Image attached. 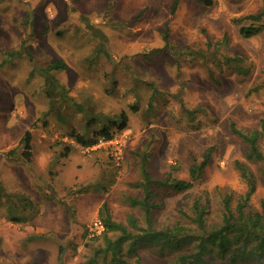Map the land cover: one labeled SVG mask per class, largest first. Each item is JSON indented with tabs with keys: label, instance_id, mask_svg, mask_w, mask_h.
<instances>
[{
	"label": "rangeland",
	"instance_id": "374dc122",
	"mask_svg": "<svg viewBox=\"0 0 264 264\" xmlns=\"http://www.w3.org/2000/svg\"><path fill=\"white\" fill-rule=\"evenodd\" d=\"M171 2L0 0V264H114L101 251L102 234L88 237L86 228L103 202L114 220L127 224L132 215L146 226L128 201L143 196L135 152L152 177L187 179L189 164L212 148L191 188H153L155 228H193L178 210L191 214L201 194L210 199L207 222H218L221 195L247 188L235 161L253 172L249 202L260 208L261 163L246 158L248 145L229 122L250 130L264 119V16L245 17L264 0H178L172 15ZM244 26L261 30L246 37ZM55 60L64 66L48 69ZM122 111L126 127L111 128L118 157L71 136L90 139ZM27 130L30 159L21 146L7 155ZM126 244L120 264H172L177 253L138 243L133 255Z\"/></svg>",
	"mask_w": 264,
	"mask_h": 264
},
{
	"label": "trees",
	"instance_id": "16d2710c",
	"mask_svg": "<svg viewBox=\"0 0 264 264\" xmlns=\"http://www.w3.org/2000/svg\"><path fill=\"white\" fill-rule=\"evenodd\" d=\"M205 4H210L211 0H199ZM178 5V0H172L170 14L172 15ZM264 16L263 8L255 14H248L245 17L251 19H261ZM261 30L260 26H244L241 32L249 37L257 34ZM169 31L167 22L163 30V40L168 44ZM17 50V49H16ZM16 50L7 51L6 54L13 55ZM64 66L60 61H52L46 67L48 69ZM63 89V87H62ZM127 116L125 112L112 119L108 124H104L90 139H85L81 134L72 133L71 136L83 146L94 143L98 136L107 138L113 136L115 131L112 128L116 125L120 130L126 127ZM230 131L247 143L246 158L261 163L260 172L264 177V119L259 122L258 128L244 130L239 128L233 120L229 122ZM22 147L21 155L24 160L31 157V133L25 131L19 140L17 147L6 152L13 155L18 147ZM211 147L203 154L199 162L192 161L188 166L189 177L187 179L176 178L168 174L164 178H154L146 167V157L140 152H135L140 158V180L134 185L142 190L143 196L138 199L128 197L131 205H138L145 214L146 226H141L137 218L129 215L127 224L116 221L112 218L103 202L98 211L104 224L105 230L102 233L104 246L101 251L110 255V260L114 264L122 263V252L126 244V252L138 255L136 244L147 243L158 245L160 248H167L177 251L172 264H210L215 259H220L228 264H264V200L261 201L259 209H255L250 204V198L256 190V178L248 166L240 161H235L236 167L240 171L241 177L246 183L244 193L234 197L232 192H225L221 195V213L218 222L208 223L210 199L207 194H202L193 199L191 204V214L179 208V213L187 217L193 228L176 222L172 226L155 228L152 226V219L149 217L153 203L150 201L152 190L155 187H163L173 191H185L193 186L199 179L203 169L209 161ZM235 200V203H233ZM19 221V218H12ZM117 232L115 237L109 236V232ZM190 248L183 249L190 243ZM136 264H143L140 259H136Z\"/></svg>",
	"mask_w": 264,
	"mask_h": 264
},
{
	"label": "built area",
	"instance_id": "2783aa9c",
	"mask_svg": "<svg viewBox=\"0 0 264 264\" xmlns=\"http://www.w3.org/2000/svg\"><path fill=\"white\" fill-rule=\"evenodd\" d=\"M121 140H119L118 136L114 134L113 136L107 138L105 136H98L94 143L87 146V150L89 149H97V148H105L114 155V157H118L121 153ZM105 230V224L100 217L94 218L86 228L88 237H98Z\"/></svg>",
	"mask_w": 264,
	"mask_h": 264
}]
</instances>
